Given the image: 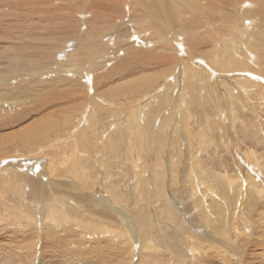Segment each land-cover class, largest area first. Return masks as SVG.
<instances>
[{"label": "bare ground", "instance_id": "6f19581e", "mask_svg": "<svg viewBox=\"0 0 264 264\" xmlns=\"http://www.w3.org/2000/svg\"><path fill=\"white\" fill-rule=\"evenodd\" d=\"M230 2H234L236 13L228 8ZM163 7L175 10L178 29L163 15ZM240 12L244 15L243 20H239ZM257 58L262 59V63L257 60L261 63L260 68L256 66L258 69L255 68ZM263 67L264 0H0V130L3 132L0 133V208L7 211L6 217L0 215L4 219L2 222L6 226L16 223L25 236L29 234L26 239L30 235L36 237L43 228L39 226L42 216L38 220L34 211H42L47 233L58 235L51 231L59 225L70 224L72 229L70 225L69 228L62 226L61 231L76 233L75 242L79 244L94 237L96 240H88L89 244L94 243L99 249L101 245H108L116 264H180L183 261L198 264L199 259L208 260L212 254L224 259L243 255L247 249L244 251L239 242L247 237L246 213L264 215L261 212L264 211V178H259L263 173L259 175L253 169L258 165L262 168L258 158L255 161L246 150L249 155L240 153L239 158L248 161L251 157L254 166L229 173L219 164L216 166L218 173L214 171L211 178H207L204 161L212 155L209 148L215 143L207 136L206 125H202L196 130L201 149L189 151L191 159H184L188 167L186 174L182 180L173 181L180 183V193L176 194L171 187L169 195L167 192L163 195L171 217L168 219H172L174 225H160L163 227L159 229L153 214H147L148 207L145 215H138L124 205V162H133L135 158L133 164L139 168L136 156L133 158L131 152L128 154L125 146L129 148L131 139L135 140L137 134L144 144L152 139L158 143L157 132L150 129L151 120H155L151 108H154L153 103L159 102V97L163 98L160 94L166 87L170 91L174 85H181L180 77H183L186 84L182 83L183 88L176 89L173 102L167 101L176 114L174 127L171 124L174 119L161 124L171 128L170 139L176 141L180 151L184 150L179 137H184L187 142L193 139L190 131L195 128L194 121L197 123L199 112L196 109L204 110L206 104L213 103L212 91L216 92L222 84L226 85L229 92L226 89L225 92L231 98L242 94L248 97L256 89L264 94ZM172 72L175 73L171 75ZM212 74H218V77ZM213 77L216 79L211 80ZM163 78V85L152 92L150 87ZM229 78L235 80L237 88L227 84ZM215 81L220 84L215 85ZM103 84H107L106 89ZM143 89L144 92H140ZM194 89L199 90L193 98ZM124 96L131 97L126 116L123 109H118L120 113L116 110L118 107L114 103ZM207 110L203 112L208 113ZM103 113L109 117H101ZM160 116L162 120L165 118ZM232 119L234 122V115ZM181 123L188 127V132L180 131ZM149 133L154 136L150 134L152 139L147 138ZM238 144L242 148L244 143ZM5 148L14 152L22 150L21 154L15 155L24 156L3 157ZM162 154L159 159L156 155L160 173L164 167ZM173 163L171 156L167 161L171 167L167 169L168 176L179 169V165ZM138 170L127 184L136 190L141 183L150 196L155 197L157 184L151 185L150 174L157 180L160 173L158 175L154 168L144 172ZM145 175L150 179H145ZM168 178L171 181L172 177ZM217 182L225 184L223 190L231 194L224 196L226 199L219 197L221 192L218 193ZM98 185L102 192L95 190ZM14 194L19 198L30 195L31 204H22L18 209L12 202ZM10 196L13 200H8ZM260 200L263 203L256 209ZM185 201L191 218L187 217L185 207L181 208V202ZM28 208L33 211L26 214ZM13 212L25 213V221L38 227L31 224L28 227L18 216L14 219ZM98 212L106 219L99 217ZM257 216L254 220H249V216L247 220L251 230H256L252 228L255 225L262 232V226L257 224L258 221L256 223ZM93 221L101 222L94 226V223L91 225ZM25 245L28 250L18 259L20 264H36L37 243L27 240ZM41 259L46 262V258ZM15 260L0 264H16Z\"/></svg>", "mask_w": 264, "mask_h": 264}, {"label": "rangeland", "instance_id": "374dc122", "mask_svg": "<svg viewBox=\"0 0 264 264\" xmlns=\"http://www.w3.org/2000/svg\"><path fill=\"white\" fill-rule=\"evenodd\" d=\"M250 1H252V2H256V0H250ZM259 1V0H258ZM228 8L231 10V11H233L234 13H236V7H235V4H234V2H230V5H228ZM233 8V9H232ZM163 10H164V13H163V15L166 17V19H168L169 21H170V23H171V25L175 28V29H178V26H177V24H176V22H177V16H176V13H175V10L172 8V7H163ZM243 18H244V15H243V13L242 12H240L239 13V20H243ZM259 20V19H258ZM260 20H261V18H260ZM259 20V21H260ZM259 21H257L256 23H258V25L260 24L259 23ZM242 22V21H241ZM133 35H135L134 34V32H133ZM132 35V36H133ZM180 44H181V42H180ZM182 46L184 47V45L182 44ZM258 58H259V55H258ZM258 58L255 60V63H256V65H255V68H260V66H261V63H262V59H259L258 60ZM257 60L259 61V62H261V63H259V62H257ZM130 63H134V62H132V60H130ZM260 64V65H259ZM257 66V67H256ZM257 68V69H258ZM264 68V67H263ZM262 71L261 72H264V69H261ZM175 73V72H174ZM173 72L171 73V75H173L174 74ZM226 74V73H225ZM170 75V74H169ZM213 75V74H212ZM231 75V74H230ZM213 76H215V77H218V74L217 75H213ZM215 77H213V79H211V80H215L216 78ZM231 77V76H230ZM181 79H182V83H184L183 85H185L186 83L184 82V80H183V77H180ZM234 80L233 78H229L228 79V83L227 84H229V86L231 85H235L236 86V88L238 87V85H237V83L235 82V80L232 82V81H229V80ZM163 82H165L164 81V78L163 79H160L159 81H157L152 87H150V89L152 90V92H155V90H158L162 85H163ZM216 83H214L215 85H219L220 83L218 82V81H215ZM232 82V83H231ZM238 83H239V81H237ZM162 83V84H161ZM182 83H180L181 85H174V90H172L171 88H170V91H169V88H165L164 89V87L160 90V92H162V90L164 89V91H166L167 93H165V94H163L164 93V91L160 94L163 98H160L159 97V102H155V103H157V104H155V103H153V105H154V108H151L153 111H154V113H153V118L155 119L154 121L153 120H151V124L154 126H152V125H150V129H154L155 130V132H157V138H158V143L155 141V139H152L154 136L151 134V133H149L148 135H147V138H150V139H152L151 141H149L148 143H143L142 142V140H139V134H137L136 135V137L134 138L135 140H133V139H131V144H130V146H129V148H127V146H125V149H128V154L131 152V154L133 155V158L136 156V158H137V162H138V166H139V168H135V166H134V161L136 160L135 158H134V161L132 162V160H130V161H126V162H124V163H126V164H124V205H128L129 207H130V209L134 212V213H136V214H138V215H142V214H144L145 215V213H146V207H148V211H147V214L149 215V214H153V219H155L156 218V221H157V223H156V227L158 228L159 227V229H161V227H163V226H166V225H172L173 224V221H172V219H168V218H171L170 217V214H169V211H168V206L167 205H165L166 204V202H167V199H166V197L165 196H163L164 195V193L165 192H167V195H169V189L172 187V189H173V191L175 190V193L176 194H179L180 193V191H179V187H180V183H175V182H173V181H176V180H179V179H183V174L185 175L186 174V171L188 170V167H187V164L184 162L185 160V157H188V158H190V155H189V151L190 150H195L196 148L197 149H201L200 148V145L198 144V137H197V129L198 128H200V127H202V125H206V128H207V136H209V137H211V140L215 143V145L213 144V146L212 147H210L209 149L212 151V155H210V157L208 156L207 158H205V166H206V169H208L207 170V178H211V175L213 174V172L214 171H216V172H214V173H218V171H217V165L219 166V164H220V167H221V169H223V168H225V172L226 171H228L229 173H234L236 170L238 171L240 168L242 169V168H249L250 166H254V164L252 163L251 164V162L252 161H256L257 160V158H258V162L262 165V168L258 165L257 167L258 168H256V167H254L253 169H254V171L255 172H258V174L260 175L261 174V172L263 173L262 175H260V177L259 178H261V177H263L264 178V137H263V130H264V97H262V99H261V96L263 95L264 96V94L262 93V92H260V90H258V89H256L255 91H253V93L252 92H250L249 94H248V97L247 96H242V95H239L238 97L237 96H234L233 98H231V96H229L228 95V93L226 94V92H225V89H226V91H228L229 92V90L226 88V85H220L218 88H217V91L215 92V91H212V93H213V95H214V100H213V103H209V104H206L205 105V109L204 110H202V109H199V111H198V109H196V111H197V113L199 114H197V116H196V121H197V123L194 121V123L195 124H193L194 126H195V128H194V130H192V131H190L191 132V134H192V138L194 139V137H195V139L193 140H191L190 139V141H185V138L184 137H179V139L181 140V143H182V149H184V150H182V151H180V148L179 147H177L178 145H177V143H176V141L174 140L173 141V139H170L171 137H172V135H171V128L169 127V128H167L166 126H164L163 127V125L161 124V122H165V124H168L169 122L168 121H170V120H172V119H174V120H172L171 121V124H172V126L174 127V122H175V120H176V114H175V112L173 111V109H172V107H171V104H169V103H171V102H173L175 99H174V97H176V96H174L175 95V91H177L176 89H178V88H183V85H182ZM209 83L211 84L212 83V81H209ZM213 84V83H212ZM239 84H241V83H239ZM107 85V84H106ZM105 84H103V86H105V89H106V86ZM232 86V87H235V86ZM243 85V84H242ZM158 86H160V87H158ZM180 86V87H179ZM201 85H199V87H200ZM224 87V88H223ZM155 89V90H154ZM200 89V88H199ZM198 89V90H199ZM224 89V90H223ZM144 90L145 89H143V90H141L140 92H144ZM154 90V91H153ZM198 90H196V89H194V93H191V95H194V94H196L197 95V92H195V91H198ZM173 93V94H172ZM220 93H223V95L221 96V94ZM259 94H261V95H259ZM172 95V96H171ZM253 95V96H252ZM258 95V96H257ZM168 98H167V97ZM174 96V97H173ZM250 96H252V97H250ZM255 96V97H254ZM128 97V96H127ZM126 96H124V97H121V98H119L118 100L116 99L115 100V104L117 105L116 107H118V108H116V110L119 112V110L120 109H123L122 111H123V115L124 116H126L127 115V113L129 112V108H130V102H129V99L131 98V97H128L127 98ZM165 97L167 98V99H165ZM192 97V96H191ZM195 97V95L193 96V98ZM217 97V98H216ZM237 97V98H236ZM252 98V99H251ZM255 98H257V99H255ZM128 99V100H127ZM170 99V100H169ZM238 99V100H237ZM248 99H249V101H248ZM261 101H263V102H261ZM196 100V99H195ZM215 100H217L216 102H215ZM218 100H220V101H218ZM240 100V101H239ZM252 100H256L255 102L253 101L252 102ZM126 103H125V102ZM169 103H168V102ZM244 101V102H243ZM162 103L163 102V104L162 105H159L158 103ZM164 102H166L167 104L166 105H164ZM184 102H186V100H184ZM223 102V103H222ZM230 102V103H229ZM244 103L243 105H245V106H243L242 105V103ZM246 102V103H245ZM252 103V104H254V105H252V104H249V103ZM258 103H260V105L258 104ZM236 104V105H235ZM246 104L248 105L247 107H246ZM119 105V106H118ZM207 105L209 106V107H207ZM235 106V107H232V106ZM239 105V106H238ZM249 105H251L250 107H249ZM127 106V107H126ZM166 106H167V108H166ZM192 106V105H191ZM213 106L214 108H211V107ZM258 108H257V107ZM161 107H162V109H161ZM246 107V108H245ZM170 108H171V110H170ZM211 108V109H210ZM234 108H236L235 110H234ZM239 108V109H238ZM240 108L242 109V110H240ZM249 108V109H248ZM257 108V109H256ZM119 109V110H118ZM208 109V110H207ZM202 110V111H201ZM207 110V112L208 113H204L203 111H206ZM214 110V111H213ZM237 110V111H236ZM238 110H240V111H238ZM249 112H248V111ZM261 110V111H260ZM121 111V110H120ZM126 111V112H125ZM201 111V112H200ZM243 111V112H242ZM255 111V112H254ZM260 111V112H259ZM172 112V113H171ZM211 114H210V113ZM229 112H231L230 114H229ZM241 112V113H240ZM248 112V113H247ZM251 112V113H250ZM106 113V112H105ZM105 113H103V114H101L102 116L101 117H103V118H108L109 117V115H105ZM120 113V112H119ZM159 113H161V114H159ZM255 113V114H254ZM260 113V114H259ZM156 114H158V115H156ZM207 114H208V116L209 117H207ZM260 115V117H258L259 115ZM155 115H156V117H155ZM160 115H162V117H164L165 116V118L162 120L161 119V116ZM224 115V116H223ZM233 115H234V117L236 118L235 120H234V122H233V119H232V117H233ZM245 115H247V116H245ZM249 115V116H248ZM255 116H257V117H255ZM262 116V117H261ZM171 117V118H170ZM202 117V118H201ZM212 117V118H211ZM219 117H221V118H219ZM225 117V118H224ZM242 117V118H241ZM247 117V118H246ZM248 117H251V118H248ZM254 117V118H253ZM245 118V119H244ZM253 118V119H252ZM261 118H262V120H261ZM168 119H170V120H168ZM209 119V120H208ZM213 119V120H212ZM221 119V120H220ZM252 119V120H251ZM211 120V121H210ZM236 120H237V122H236ZM247 120V121H246ZM255 120H257L256 122H255ZM258 120H260L259 122H258ZM174 121V122H173ZM206 121V122H205ZM209 121V122H208ZM212 121H214L213 123H215V124H217V125H215V124H213V123H211ZM221 121V122H220ZM249 121V122H248ZM253 121H254V123H255V125H254V123H253ZM262 121V122H261ZM219 122V123H218ZM239 122H241V123H239ZM210 125H209V124ZM155 124V125H154ZM234 124H235V126H234ZM241 124V125H240ZM243 124V125H242ZM252 124V125H251ZM258 124V125H257ZM261 124V125H260ZM201 125V126H200ZM219 125V126H218ZM238 125V126H237ZM240 125V126H239ZM244 125H245V128H242L241 129V127H244ZM257 125V126H256ZM152 126V127H151ZM179 129H180V131H184V132H188L187 131V129H188V127H185L182 123L181 124H179ZM212 126V127H211ZM214 126H216V127H214ZM232 126V127H231ZM238 128H237V127ZM252 126V127H251ZM256 126V127H255ZM260 126V127H259ZM157 127V128H156ZM183 127H185V128H183ZM259 127V129H256V128H258ZM214 128V129H213ZM241 130H240V129ZM250 130H248V129ZM1 129V128H0ZM209 129V130H208ZM210 129H212V130H210ZM235 131H234V130ZM244 129V130H243ZM246 129V130H245ZM256 129V130H255ZM189 130V129H188ZM259 130H261V131H259ZM238 131V132H237ZM244 133H243V132ZM257 131V132H256ZM194 134H193V133ZM254 132V133H253ZM259 132H261V133H259ZM0 133H3L2 132V130H0ZM160 133V134H159ZM164 133V134H163ZM227 133V134H226ZM243 133V135H241ZM252 133V134H251ZM150 134L153 136H151L150 137ZM165 134L166 135H170V137L169 138H167L166 136H165ZM164 135V136H163ZM179 135H181V134H179ZM183 135V134H182ZM240 135V136H239ZM245 135H246V137H245ZM248 135V136H247ZM260 135V136H259ZM249 136H251L250 138H249ZM208 137V138H209ZM163 138V139H162ZM166 138V139H165ZM138 139V140H137ZM165 140L166 142V144L162 141V140ZM220 139V140H219ZM222 139V140H221ZM241 139V140H240ZM249 139V140H248ZM261 139V140H260ZM133 140V141H132ZM160 140V141H159ZM168 140V141H167ZM184 142H183V141ZM217 140V141H216ZM228 140V142H226ZM230 140H232V141H230ZM259 140V141H258ZM263 140V141H262ZM174 142V144H173V142ZM196 141V142H195ZM220 141V142H219ZM223 143H222V142ZM236 143H235V142ZM240 142V144L242 145L243 143L245 144H243L242 145V148H239V142ZM262 141V142H261ZM140 144H139V143ZM194 142V143H193ZM226 142V143H225ZM234 142V143H233ZM259 142V143H258ZM143 143V144H142ZM149 143H150V145H149ZM160 143V144H159ZM163 145H162V144ZM171 143V144H170ZM192 143H193V145H192ZM247 143H249V144H247ZM261 143V144H260ZM152 144V145H151ZM220 144V145H219ZM221 144H223V145H221ZM232 144H234L235 146L233 147V145ZM144 145V146H143ZM147 145V146H146ZM149 145V146H148ZM166 145H167V147H166ZM175 145V146H174ZM238 145V146H237ZM250 147H248V146ZM260 145V146H259ZM135 146V147H134ZM138 146V147H137ZM140 146V147H139ZM146 146V147H145ZM165 146V147H164ZM199 146V147H198ZM216 148H215V147ZM222 146V147H221ZM133 147V148H132ZM137 147V148H136ZM160 147V149L161 150H163V151H165V152H163V151H161L160 149H158V148ZM169 147V148H168ZM177 149L176 151H175V148ZM218 147H219V149H218ZM228 147V148H227ZM166 148H168V149H166ZM172 148V149H171ZM193 148V149H192ZM215 148V149H214ZM245 148V149H244ZM261 148V149H260ZM146 149V150H145ZM150 149V151H148V150ZM174 149V150H173ZM216 149H218V151H215ZM226 149V150H225ZM241 149V150H240ZM250 149V150H249ZM260 149V150H259ZM6 150V151H5ZM152 150V151H151ZM157 150V151H156ZM240 150V151H239ZM243 150V151H242ZM246 150H248V151H250L251 153H253V155L250 153V155L252 156V158L254 159H252L251 157H250V160H248V161H246L245 159H244V157H241V158H243V159H241V158H239L240 156H241V154L240 153H242V155L243 154H245V155H249L247 152H246ZM252 150V151H251ZM137 151V152H136ZM142 151V152H141ZM158 152V151H160L161 153H163L162 155H164L163 156V161H161V164H162V167H163V170L162 169H160V171H161V173H162V175H161V173L158 171L159 170V167H157V163H156V159L158 158L159 159V156H160V152H158V153H156V152ZM171 151V152H170ZM220 151H222V152H220ZM6 152V153H5ZM8 152V153H7ZM134 152V153H133ZM145 152H146V154H145ZM150 152V153H149ZM154 152V153H153ZM167 152V153H166ZM177 153V155H176V153ZM237 152V153H236ZM239 152V153H238ZM244 152V153H243ZM3 153H5V156H3V157H9V155H15V154H21L22 153V150H19V151H17V152H14L13 151V149H11V148H5L4 149V152ZM160 153V154H159ZM166 153V154H165ZM227 153V154H226ZM232 155H230V154ZM95 154H97V151L95 152ZM151 154H153V155H151ZM173 154V155H172ZM189 156H188V155ZM222 154H224V155H222ZM235 156H234V155ZM156 155H157V158H156ZM170 155V156H169ZM220 155V156H219ZM223 157H222V156ZM230 155V156H229ZM254 155H255V158H254ZM19 156H24V155H15V156H12V157H19ZM145 156V157H144ZM150 156V157H149ZM171 156H173V159H174V163L172 164V165H175V164H177V165H179V169H178V171H176L173 175H169L170 176V178L172 177V179H171V181H170V179L168 178L169 176H168V172H167V169L169 168H171L170 166H168V164H167V161H168V158H170ZM258 156V157H257ZM98 157H100V156H96L95 158H98ZM138 157H140L139 158V160H138ZM221 157V158H220ZM166 158V159H165ZM131 159V158H130ZM149 159V160H148ZM153 159V160H152ZM191 159V158H190ZM261 159V160H260ZM93 160V159H92ZM151 160V161H150ZM228 160V161H227ZM245 160V161H244ZM140 161V162H139ZM229 161H231L230 163H227V162H229ZM234 161H236L235 163H234ZM149 162V163H148ZM156 163V164H155ZM237 163V164H236ZM130 164V165H129ZM148 164V165H147ZM223 164V165H222ZM226 164V165H225ZM126 165V166H125ZM128 165V166H127ZM149 165H150V167H149ZM153 165V166H152ZM214 165V166H213ZM225 165V166H224ZM231 165V166H230ZM240 166V167H238V166ZM228 166V167H227ZM249 166V167H248ZM98 167V166H97ZM209 167V168H208ZM229 167H231V168H229ZM150 168V170L152 169V168H154L155 169V171L157 172V174L159 175V173H160V175L158 176V178L159 179H157V180H155L154 179V177H153V175L152 174H150V176L152 177V179L154 180H152L150 183H151V185H153L154 184V186L157 184V188H156V194H155V197H153L152 195L150 196V194H149V192H148V190L147 189H144L143 188V186H142V184L140 183L139 184V187L138 188H136V190H134L133 189V187L131 186V184L129 185V184H127V183H130V181H131V179H134V177L133 176H136V170H138V169H143V172L146 170V169H149ZM211 168V169H210ZM216 168V170H214ZM236 168V169H235ZM251 168V167H250ZM166 169V170H165ZM168 169V170H169ZM230 169H232V170H230ZM259 169V170H258ZM126 170V171H125ZM230 170V171H229ZM129 171V172H128ZM139 171V170H138ZM212 171V172H211ZM260 171V172H259ZM125 172H127V173H125ZM132 172V173H131ZM135 174H134V173ZM166 172V173H165ZM94 173V172H93ZM128 173H129V175H128ZM221 173V172H220ZM222 173H224V172H222ZM228 173V174H229ZM165 174V175H164ZM137 175H139V174H137ZM182 175V177H180ZM128 176V177H127ZM140 176V175H139ZM150 176L149 175H145V179H150ZM133 177V178H132ZM165 178V179H164ZM167 182V183H166ZM169 182V183H168ZM216 182V181H215ZM218 184H217V186L219 187V192L218 193H220L221 192V194L219 195L217 192H215L216 193V195L218 194L219 195V197H221V196H223V197H221V198H224V199H226L224 196H230L231 194H228L227 192H226V190H223V188L225 187V184H220L219 182H217ZM170 185V186H169ZM174 185V186H173ZM181 185L183 186V183H181ZM221 185V186H220ZM127 188V189H126ZM130 188V189H129ZM159 188V189H158ZM160 188H162V190L160 189ZM100 189H102L99 185L98 186H96V191L97 192H102L103 190H100ZM139 189V190H138ZM168 189V190H167ZM131 190V191H130ZM165 190H167V191H165ZM182 190V193L185 195L186 194V189L185 188H183V189H181ZM128 193V194H127ZM134 194V195H133ZM139 194V195H138ZM161 194V195H160ZM27 195V194H26ZM23 196V198H19V197H17V195L16 194H14V200L12 199V197L10 196L9 198H8V200H13L12 202H13V204H15L16 206H18V209H20L21 208V206H22V204H24L25 206H28L29 205V203L31 204V202H29V201H31V197H30V195H27V196ZM134 197H133V196ZM141 195V196H140ZM143 195V196H142ZM159 195H160V197H159ZM140 196V197H139ZM149 198H148V197ZM159 198V201L161 202V203H159V201H158V198ZM162 197V198H161ZM25 198V199H24ZM146 198V199H145ZM161 198V199H160ZM181 198L182 199H184V200H186V197H184V196H182L181 195ZM126 199V200H125ZM130 199V200H129ZM138 199H140V200H138ZM144 200V202H147V203H144L143 202V200ZM152 199H154V200H152ZM34 200V199H33ZM132 200V201H131ZM135 200V201H134ZM157 200V201H156ZM162 200V201H161ZM166 200V201H165ZM25 201V202H24ZM142 201V202H141ZM150 201H151V206H150ZM178 201H180L179 199H178ZM263 200H260L259 201V204H258V206H256V209L257 208H259L261 205L260 204H262L263 202H262ZM29 202V203H28ZM187 201H185V203H183V202H181V208H184L185 207V209H186V211H185V213L187 214V217H190L189 216V209L187 208ZM1 204V203H0ZM134 204V205H133ZM155 205V204H157V205H155V206H153V205ZM21 205V206H20ZM136 205V206H135ZM142 206V207H141ZM145 206V207H144ZM17 208V207H16ZM142 208V209H141ZM160 210H159V209ZM166 208V209H165ZM247 208H249V207H247ZM136 209V210H135ZM255 209V208H254ZM27 210V211H26ZM25 211H26V214H27V212L28 213H31L33 210H32V208H28V209H26ZM154 210V211H153ZM251 210H252V208H251ZM0 211H2V209L0 208ZM20 211V210H19ZM97 211V210H96ZM137 211V212H136ZM143 211V212H142ZM158 211V212H157ZM161 211V212H160ZM35 212V214H36V217L38 218V220H39V218H40V220H39V226H41V228H43L42 230H41V232H40V234H42V235H40L39 234V236H32V235H30L29 237H27V239H26V236L27 235H29V234H27L26 236H25V234H24V230H22V229H17L18 227H17V224L15 223V224H8V226H6L5 225V223L4 222H2V221H4V219H1V217L3 218V217H6V214H7V211L6 210H4V211H2V213L0 212V215H2L1 217H0V263H5L4 261H10V260H12V261H14V259H16L15 260V263L16 264H20V260H18V259H20V258H22L23 257V254L25 253V251H27L28 250V248H26L25 249V243L27 242V240H31L32 242H35V243H37V247H36V249H37V254L38 255H36V264H116V260L113 262L112 261V257L110 256V248H109V246L107 245V246H104V245H101V248L99 249L97 246H95L96 244H94V243H92V244H89V241H95L96 239H94V237L93 238H90V237H88V240H85V242H84V244H79V243H77V242H75V240H77V239H75V235L74 234H76V233H71V232H65V231H61V227L63 226H65V227H68L69 228V225L70 224H65V225H59V226H57V227H55V229L53 230V231H51L52 233H55V232H57L58 233V235H52V234H50V233H47L46 231H45V229L46 228H44L45 226H46V224L44 223V220H43V212L42 211H40V212H36V210L34 211ZM142 212V213H141ZM165 212V214H162V213H164ZM188 212V213H187ZM261 212H264L263 210H261ZM38 213H40L39 215H38ZM140 213V214H139ZM167 213V214H166ZM98 216L99 217H101L103 220L104 219H106L105 217H102V215H101V213L100 212H98ZM247 215H248V217H246V215H245V219H244V228L246 229V231H245V237H246V240L244 239L243 241H240L239 242V245H240V247H242L243 248V250L245 249H247L245 252H244V254L243 255H241V254H237V253H239L238 252V249H236L235 250V254H237L236 256L235 255H232V258L231 259H229V258H225L224 259V257L223 256H215V254H212L211 256H213V257H208V260L207 259H204L203 261H201L200 259H199V261H198V259H197V261L200 263V262H202L203 264H264V235L262 234V233H264V228H262V227H264V215H261L260 217L259 216H257V213L256 212H250V213H246ZM251 214V215H250ZM101 215V216H100ZM161 215H163V216H161ZM166 215H168V216H166ZM14 216H18L21 220H23L24 221V223L25 224H28V227H30V224L31 223H28L27 221H25V213L24 214H22V215H18L17 213H15V212H13L12 213V217L14 218ZM249 216H250V218H249ZM254 216H257V217H259V218H263V220L262 219H259V218H256L257 220H256V223H257V221H258V223L257 224H260L262 227H261V231L262 232H260V230H258L257 229V227H254V226H252V228H256V230H255V232H251V231H254L253 229L251 230V226L249 225L250 223V221H248L247 219L249 218V220H254L255 219V217ZM161 217H162V219H161ZM165 217H167L166 219H165ZM191 218V217H190ZM252 218V219H251ZM254 218V219H253ZM15 219V218H14ZM15 221V220H14ZM40 221H41V223H40ZM163 221H165V222H163ZM171 221V222H170ZM248 221V222H247ZM101 221H93L92 223H91V225L93 224L94 226L95 225H99L98 223H100ZM149 222V224L150 225H152L153 223L152 222H150V221H148ZM167 222V223H166ZM170 222V223H169ZM160 223V224H159ZM161 223H164V224H161ZM172 223V224H171ZM166 224V225H165ZM32 226H34V227H38V225H33V224H31ZM160 225H163V226H161L160 227ZM174 225V224H173ZM249 225V226H248ZM90 226V225H89ZM7 227H9V228H7ZM5 228V229H4ZM7 229V230H6ZM29 229V228H28ZM70 229H72V227H71V225H70ZM86 229V231H87V228H85ZM248 229V230H247ZM4 230V231H3ZM43 232V233H42ZM216 233V232H215ZM248 234H249V236H248ZM253 234V235H252ZM45 235V236H44ZM32 236V237H31ZM41 236H42V238H41ZM44 236V237H43ZM29 238V239H28ZM33 238V239H32ZM95 238H97V237H95ZM87 239V238H86ZM242 242H244V243H242ZM86 243V244H85ZM243 245H242V244ZM245 243L247 244V245H245ZM245 246V247H244ZM246 246H247V248H246ZM97 247V248H96ZM103 247V248H102ZM41 248V249H40ZM41 250H43V251H41ZM100 250H103V251H100ZM96 251V252H95ZM108 251V252H107ZM100 252V253H99ZM101 252H103V253H101ZM47 253V254H46ZM88 253H92V254H90L89 255V257L87 256V257H85L84 255H88ZM96 253V254H95ZM108 253H109V255H108ZM4 254V255H3ZM49 254V255H48ZM112 254H114L113 252H112ZM46 255V256H45ZM240 255H241V257H240ZM93 256V257H92ZM108 256H110V258L108 257ZM243 256V257H242ZM39 257V258H38ZM42 257H44V259L46 258V262L44 261L43 262V260L41 259ZM51 257V258H50ZM215 257H217V259L215 258ZM38 258V259H37ZM79 260H78V259ZM81 258V259H80ZM84 258V259H83ZM98 259V260H96V259ZM107 258V259H106ZM213 258V259H212ZM219 258V259H218ZM221 258H223V259H221ZM76 259V260H75ZM82 259H83V261H82ZM226 259H228V260H226ZM39 260H41L40 262H39ZM59 261V262H58ZM106 261V262H105ZM109 261V262H108ZM111 261V262H110ZM208 261V262H207ZM103 262V263H102ZM105 262V263H104ZM184 262V263H183ZM182 263L183 264H186L187 262H185V261H183ZM215 262V263H214ZM182 263H180V264H182ZM198 263V264H199ZM202 263H200V264H202ZM188 264H190V263H188Z\"/></svg>", "mask_w": 264, "mask_h": 264}]
</instances>
